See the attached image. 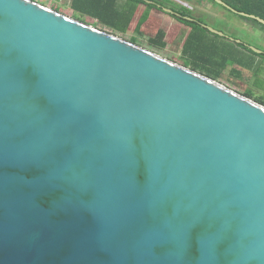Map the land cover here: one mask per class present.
<instances>
[{"label":"water","instance_id":"1","mask_svg":"<svg viewBox=\"0 0 264 264\" xmlns=\"http://www.w3.org/2000/svg\"><path fill=\"white\" fill-rule=\"evenodd\" d=\"M0 264H264V106L0 0Z\"/></svg>","mask_w":264,"mask_h":264},{"label":"rangeland","instance_id":"2","mask_svg":"<svg viewBox=\"0 0 264 264\" xmlns=\"http://www.w3.org/2000/svg\"><path fill=\"white\" fill-rule=\"evenodd\" d=\"M35 1L36 3H39L50 9L55 7L59 8V12L61 14L77 21L80 20V17L83 18L79 14H81V12L84 10H77L76 8L73 9L74 11L72 10L73 0ZM195 1L208 4L210 13L209 17L205 16V18L208 19H206V21L211 25L210 27L217 32L223 33L226 37L231 38V40H229L225 37L217 36L210 32L206 34V32L197 31V33L202 38V43H200L198 40H195V46L199 47L201 45L205 46L207 49L205 52L199 51L201 52L199 54H201V56L206 61H198L197 64L195 63V66L201 69H215L221 72L222 78L218 79L217 81H213L234 92H236V88L243 93L249 94L253 99L262 101L264 103V57L258 58L249 51L239 48L238 45L234 43L244 42L256 51H264V30H262L256 24L242 19L240 16L231 12L229 9L218 4L217 2L212 0ZM84 18L85 23L89 26L117 36L130 43L133 41V39L126 34H121L115 30H112L93 19H88L86 17ZM246 23L248 25H245ZM134 44L181 67H184L183 61L188 62L187 60L189 57L187 55L185 56L179 53L167 52L165 50L155 48L151 44H148L146 39H137L134 41ZM196 54L197 50L195 51V55ZM208 62H212L213 65L208 64ZM187 69L192 70L191 68ZM196 73L200 74V72Z\"/></svg>","mask_w":264,"mask_h":264},{"label":"flooded vegetation","instance_id":"3","mask_svg":"<svg viewBox=\"0 0 264 264\" xmlns=\"http://www.w3.org/2000/svg\"><path fill=\"white\" fill-rule=\"evenodd\" d=\"M90 1L87 3L92 4ZM95 6L94 10L87 9L79 15L99 23L103 18L110 26L103 25L112 30L182 55L195 51L197 31L208 34L211 28L205 18L210 13L208 4L195 0H96ZM114 25L119 28L113 29Z\"/></svg>","mask_w":264,"mask_h":264},{"label":"trees","instance_id":"4","mask_svg":"<svg viewBox=\"0 0 264 264\" xmlns=\"http://www.w3.org/2000/svg\"><path fill=\"white\" fill-rule=\"evenodd\" d=\"M33 1V0H32ZM95 1L96 0H92V4H89V2L87 3V0H75L74 1V8H76L77 10H94V6H95ZM223 3H225L228 7H230V11L237 14L238 16H240L242 19L252 22L254 24H256L257 26H259L262 30H264V25L260 24L259 22H257L256 20H251L245 17H242L240 14H246V15H251V16H256L258 18H261L264 20V0H221ZM215 2V1H214ZM92 5V6H90ZM96 9V6H95ZM53 10L59 12V8H53ZM93 12H90V14ZM99 17V16H96ZM81 22L85 23V19L84 18H79ZM100 22L106 26H110L108 24V21L104 20L103 18H100ZM113 29H118L119 27L116 25L112 26ZM195 40H198L200 43H202V38L195 36ZM134 41H136V39H133L132 43L134 44ZM201 46V45H200ZM195 46L194 49L195 51L197 50V54L195 55V51L191 54H186L188 57V62L183 61V66L186 68H191L192 71L195 72H200V74L204 75L207 78H210L212 80L217 81L218 79L222 78V73L217 71V70H213V69H205V68H199L197 66H195V63L197 64L198 61H202L205 62L206 60L201 56V52H205L206 51V47L205 46H201V47ZM201 51V52H199ZM191 62V63H190ZM208 64L213 65L212 62H208ZM216 65V63H215ZM243 96L252 99L251 96L249 94H244ZM255 102L261 104L264 106V103L262 101L259 100H254Z\"/></svg>","mask_w":264,"mask_h":264},{"label":"crops","instance_id":"5","mask_svg":"<svg viewBox=\"0 0 264 264\" xmlns=\"http://www.w3.org/2000/svg\"><path fill=\"white\" fill-rule=\"evenodd\" d=\"M33 1H35V0H33ZM75 1V0H74ZM73 1V2H74ZM214 1V0H213ZM36 2V1H35ZM245 25H248L247 23L245 24ZM195 36H198V37H200V35L197 33ZM225 38H227V39H229V40H231V38L230 37H225ZM234 42V41H233ZM236 45H238V47L239 48H243V49H245L246 51H249L250 53H252L254 56H257L258 58L260 57H264V51L262 50V51H260V53H257V52H255L254 50H252L253 48H251V47H249L246 43H244V42H240V43H236V42H234ZM183 55H185L186 56V54H183ZM187 58V57H186ZM235 91L236 92H238V94L240 93V94H242V95H244V94H247V93H243V92H241V91H239L238 89H236L235 88ZM252 98V97H251ZM251 100H255V99H251Z\"/></svg>","mask_w":264,"mask_h":264}]
</instances>
